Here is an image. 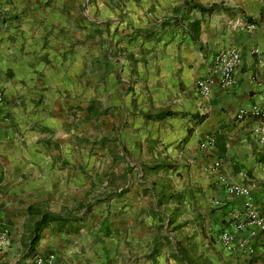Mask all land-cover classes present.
<instances>
[{
    "label": "crops",
    "instance_id": "0c3cea01",
    "mask_svg": "<svg viewBox=\"0 0 264 264\" xmlns=\"http://www.w3.org/2000/svg\"><path fill=\"white\" fill-rule=\"evenodd\" d=\"M229 49L235 84L201 96ZM0 98V230L18 248L0 264L264 263L219 240L241 217L227 185L264 195L260 121L236 117L264 110V0H0ZM30 206L82 221L28 253Z\"/></svg>",
    "mask_w": 264,
    "mask_h": 264
},
{
    "label": "built area",
    "instance_id": "2783aa9c",
    "mask_svg": "<svg viewBox=\"0 0 264 264\" xmlns=\"http://www.w3.org/2000/svg\"><path fill=\"white\" fill-rule=\"evenodd\" d=\"M253 29V25L248 26ZM241 63V55L235 49H229L213 58L211 67L206 75L198 79L195 87L198 93L206 97L214 87L221 89L231 88L235 84V71ZM1 100V98H0ZM250 116L260 121V127L253 130L258 145L264 149V110L258 106H253L249 111L240 110L236 114L238 119ZM215 143L214 138L209 137L201 143V148L207 149ZM219 161L214 162V168L219 169ZM227 193L233 197L242 198L241 217L233 223V231H222L219 240L227 250L239 248L247 253L254 255V247L251 244L259 243L264 252V195L257 199L253 190L248 186L239 184H229L226 187ZM244 236L239 237L241 234ZM13 238L11 231L0 230V253L4 250V244L10 243ZM8 248V247H7ZM30 264H59L56 256L47 253L43 256L35 257ZM264 264V263H262Z\"/></svg>",
    "mask_w": 264,
    "mask_h": 264
},
{
    "label": "trees",
    "instance_id": "16d2710c",
    "mask_svg": "<svg viewBox=\"0 0 264 264\" xmlns=\"http://www.w3.org/2000/svg\"><path fill=\"white\" fill-rule=\"evenodd\" d=\"M27 211L29 216V222L32 223V228L30 230V242L28 244V253L30 250L34 252V247L37 242L41 239V234L43 230L48 228L50 225L55 224L58 227V231L62 227L69 225L71 222L79 223L82 221V217L74 215L69 217H60L49 212H40L34 206L28 207ZM86 212H88V209Z\"/></svg>",
    "mask_w": 264,
    "mask_h": 264
},
{
    "label": "rangeland",
    "instance_id": "374dc122",
    "mask_svg": "<svg viewBox=\"0 0 264 264\" xmlns=\"http://www.w3.org/2000/svg\"><path fill=\"white\" fill-rule=\"evenodd\" d=\"M11 233H12V232H11ZM12 234H13V233H12ZM12 236H13V235H12ZM11 240H12V239H11ZM12 241H13V240H12ZM12 241H10L9 244L12 245L11 248H12V249L14 250V252L16 253V251H17L18 248H17L16 246L13 248L14 245H13V242H12ZM10 245H9V246H10ZM1 253H2V252H1ZM16 254H17V253H16Z\"/></svg>",
    "mask_w": 264,
    "mask_h": 264
}]
</instances>
